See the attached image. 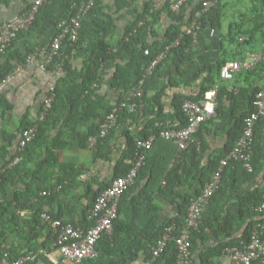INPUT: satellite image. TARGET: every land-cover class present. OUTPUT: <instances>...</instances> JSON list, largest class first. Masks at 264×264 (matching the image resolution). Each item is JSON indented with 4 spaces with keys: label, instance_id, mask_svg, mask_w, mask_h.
<instances>
[{
    "label": "trees",
    "instance_id": "16d2710c",
    "mask_svg": "<svg viewBox=\"0 0 264 264\" xmlns=\"http://www.w3.org/2000/svg\"><path fill=\"white\" fill-rule=\"evenodd\" d=\"M0 1L6 2V0ZM82 1L53 0L51 4L40 8L32 28L40 21L43 10L48 14L62 5L64 10L61 18H63L68 15L69 8L73 3L80 5ZM134 1L112 0L111 4H105L104 0H97L89 13L83 17L79 39L76 42L66 40L63 43L59 51L60 54L55 57L49 66L50 69H61L63 71L55 86L56 98L52 108L45 118L26 125L22 129L23 134V131L32 125L36 124L38 126L35 139L28 144L24 151L20 152L18 148L17 154L3 167V171L0 170V188L7 182L13 181L19 168L28 163L29 154L32 155V148L36 146L39 148L45 147L47 151L49 150L50 155L46 161L47 163H53V165H58L66 170V175L60 181L61 184H64L63 180L67 177L72 180L71 183L76 179L81 173V169L75 165H62L59 161V150L63 149L67 143L61 140L51 142L49 141V135L53 128L64 121L63 125L76 133V139L80 147L87 148L89 146L90 136L98 134L101 122L114 105L100 104L99 109L95 110L92 108L91 101V99H102L98 96V85H102V78L111 68L116 70L109 80V86L110 88L122 90L120 97L123 98L126 92L143 78L153 59L180 38L179 44L175 45L164 61L156 66L152 75L160 71L173 54L179 58L177 64L179 75L175 80L180 79V76L189 77V80H186L187 82L197 80L202 71L196 76L192 75L191 77L190 75L193 72L192 68L195 64L198 49L204 43L205 33L211 29L223 30L221 34L223 54L220 55L214 65V71L205 78L200 91L196 95H177L175 99L178 115H180V124L175 128H180L187 123L183 103L186 100H203L205 92L211 89L216 81L220 80V71L226 62L231 60L244 61L247 55L251 53L260 54L261 58L254 67L243 68L237 72L233 80H221L217 95V114L209 121L211 124L216 120H227L234 123L229 136V144L223 153L214 157L208 165L203 166L201 164V158L205 150L201 134L205 122L196 135L197 140L201 141L200 150L197 149L196 144H193L187 150L181 152L172 141L158 137L156 141L161 138L174 146V154L166 161L167 164L164 161L161 164H156L154 161L152 162L150 154L153 152L154 147L147 153L146 162L139 171L136 183L125 191L120 199L118 217L114 222V232L110 235H102L96 244L97 256L87 259L85 264H132L139 259L144 251L147 249L152 250V247L157 245L169 223L176 220L179 226L183 225L191 200L200 194L206 182L216 171L220 159L232 148L234 142L242 134L244 119L254 109L255 94L260 88L264 87V84H259V81L264 79V0H250L251 4L247 7V10L234 14V20H230L231 22L226 27L224 22L227 17L232 15L225 12L229 7V2L227 0H216V3L210 6L202 16V26L198 30V44H195L194 35L188 33V26L194 14L198 10H202L204 2L208 0H189L179 11L172 9V5L176 0H144V6L138 13L130 10ZM155 1H161L162 5L156 6ZM122 10H125L126 14L131 13L135 16L133 15L134 19L126 25L121 38L115 39L118 35V22L125 15V13H121ZM163 15L168 16L173 23L166 30L163 39H160L161 34L157 30V26L160 24ZM140 22L144 23L140 24ZM22 32L18 34L17 39ZM47 48L50 49V47ZM31 52L32 50H29L27 56ZM185 65L187 69L184 68ZM13 67L11 61L2 67L0 83ZM151 77L145 83V93L141 101L144 104L143 112H125L121 116L122 121L127 118L131 122L142 119V121L148 120L150 124H147L145 130L139 135L127 130L129 136L128 151L119 168H117L115 177L125 175L130 170L136 152L135 139L138 136L144 137L151 133L158 134L164 128H171L169 125H158L160 119L156 114H159L162 110L161 94L148 95V83ZM229 85H233L237 91L229 90ZM104 108H107L106 113H102ZM78 109L84 111V113L81 112L79 118H77ZM89 109L92 111L91 114L88 112ZM67 113H69L68 116H66ZM138 114L141 117L137 116ZM152 115L154 119L149 120ZM97 116H101L100 122L98 126H93L90 132L81 133L77 130L80 124L92 117L97 118ZM108 136L93 149L98 147L101 149ZM178 152L181 153V157L175 161ZM17 155H22V160L17 165L7 168ZM253 165V172L247 171L238 162H231L227 166L223 173L220 189L211 198L208 207L205 209L200 228L193 231L192 250L198 245L199 240L205 241L208 232L213 231V234L217 237L224 235L225 240L220 243L219 248L214 249V254L208 256H220L219 254L227 246L249 242L254 226L264 222V209L262 211L257 210L264 203V191L260 190L251 192L241 200L242 205L237 214L231 216L222 214L223 198L228 194V185H236V182L240 179H243V181L253 180L264 169V116L258 120L256 125ZM230 169L233 170L231 175H229ZM39 171H41V164L35 170H32V175L38 174ZM228 175L230 178H228ZM197 181L200 184L197 185ZM187 185L191 187L196 185L195 193H185L183 187ZM50 194H53V192ZM16 202H19L18 198L12 204H4L0 210L2 226L7 222H17L18 216L14 208L17 209L20 203ZM164 205H176L175 215H178H174L168 221H163L161 211ZM49 214L52 218L63 221L60 214L54 212ZM38 215L36 213L35 221L39 218ZM85 221L86 223L82 224L84 228L94 224L93 221L87 219V216ZM244 225H246V228L243 236L240 238L235 237L236 232ZM50 236L53 242V229ZM5 252H9L13 259L22 256L14 255L12 250L7 251L0 246V259ZM177 259L178 247L175 239H171L162 253L156 259L152 258L151 264H177Z\"/></svg>",
    "mask_w": 264,
    "mask_h": 264
},
{
    "label": "crops",
    "instance_id": "0c3cea01",
    "mask_svg": "<svg viewBox=\"0 0 264 264\" xmlns=\"http://www.w3.org/2000/svg\"><path fill=\"white\" fill-rule=\"evenodd\" d=\"M111 1L104 0V3L111 4ZM33 2L34 0L0 1V23L22 13ZM144 2V0H135L130 10L138 13L143 8ZM155 5L160 6L162 2L155 1ZM63 10L64 6L62 5L48 14L43 10L38 24L28 31H23L10 50L0 56V73L2 67L10 61L14 65L11 72L0 83V154H2L0 170L2 171L8 161L17 154L22 129L40 119L45 99L49 95V87H55L63 73L61 69L48 68L44 70L35 62L27 59L29 50H32L31 53H41L43 49L50 47ZM121 13H125V15L118 22V35L115 39L121 38L126 25L135 16L131 13L126 14L125 10H122ZM229 22L231 21L227 18L224 22L225 27ZM172 23L168 16L163 15L157 26V30L161 34L160 39H163L162 37ZM222 32L223 30L211 29L205 33L204 43L198 49L192 68L193 72L190 75L191 77L192 75L196 76L202 71L197 80L187 82L189 77L186 76H180V79L175 80L179 75L177 65L179 58L173 54L160 71L151 75L152 77L150 76L148 95L161 94L162 110L156 114L160 119L158 125L179 126L180 115H178L175 99L177 95H196L200 91L201 84L214 71V65L223 54ZM250 55L248 54L246 59H249ZM184 68L187 69L186 65ZM115 70V68L109 69L102 78V85H98V96L102 99H91L93 109H99L100 104L113 105L122 99L120 97L122 90L109 86V80ZM263 82L264 79H261L259 84L262 85ZM106 110L107 108H104L102 113H106ZM81 112L84 113L82 109H78L77 118ZM88 112L92 113L90 109ZM68 115L69 113L66 116ZM137 116L141 117L140 114ZM100 118L101 116L90 118L80 124L77 130L81 133L90 132L93 126H98ZM150 119H154V116H150ZM63 122L51 130L49 141L61 140L67 143L63 149L59 150V161L62 165H75L81 169V173L76 179L71 183L72 180L67 177L63 180L64 184H61L60 181L66 175V170L58 165H53V163H47L50 155L49 150L36 146L32 148V155L29 154L28 163L19 168L13 181L7 182L0 188V210L4 204H12L16 198L19 200L16 203H20L17 209L14 208L18 216L16 223L7 222L2 226L0 217V246L7 251L12 250L14 255H24L30 251L38 252L37 260L33 264H73L53 247L50 236L52 227L49 222L43 219L42 214L44 212L58 213L63 221L83 228L82 224L86 223L85 217L88 215L97 193L111 183L128 151L129 136L127 132L133 131L139 135L145 130V126L150 124L148 120L142 121V119L133 122L128 118L124 121L121 120L120 126L109 134L101 149L99 147L93 149L89 146L81 148L76 139V133L67 129ZM233 125V122L227 120H216L212 124L207 120L203 124L201 134V139L205 144L204 154L201 158L203 166L208 165L214 157L223 153L229 144ZM153 147V152L150 154L152 162L154 161L156 164H161L163 161L166 163L175 152L174 146L161 138L155 141ZM40 164L41 171L32 175V170H35ZM231 174H233L232 169L229 171V175ZM229 175L228 178H230ZM198 182L197 185L200 184ZM195 187L196 185L194 187L187 185L183 187V190L185 193L193 194L196 191ZM227 190L228 194L223 198L222 214L231 216L238 213L242 205L241 200L248 194L257 190L264 191V169L253 180L243 181L240 179L236 185L229 184ZM44 191H53V194L43 195ZM175 209L176 205H164L161 211L163 221L172 218L175 215ZM36 213L39 214V218L35 221ZM246 225L236 232L235 237L243 236ZM224 240V235L217 237L213 231H209L205 241L199 240L193 250V264H243L234 260L221 263L219 256H208L214 254V249L219 248L220 243ZM151 251L150 249L144 251L139 259L132 264H151L153 258ZM253 264H264V259L255 261Z\"/></svg>",
    "mask_w": 264,
    "mask_h": 264
},
{
    "label": "built area",
    "instance_id": "2783aa9c",
    "mask_svg": "<svg viewBox=\"0 0 264 264\" xmlns=\"http://www.w3.org/2000/svg\"><path fill=\"white\" fill-rule=\"evenodd\" d=\"M52 1L34 0L30 7L22 13L0 23V56L8 51L21 31H28L32 28L40 8L51 4ZM96 1L83 0L80 5L73 3L69 8L68 15L58 21L57 35L53 39L50 49L45 48L41 53H30L27 59L35 62L44 70L48 69L55 57L60 54L59 51L66 40L76 42L79 39L83 17L89 13ZM188 1L176 0L172 5V9L179 11ZM215 3L216 0L205 1L203 9L198 10L189 23L188 33L194 35L195 44L199 43L197 37L198 30L202 26V16ZM142 23L140 22V24ZM179 42L180 38L157 55L139 83L131 87L124 97L113 105L110 112L101 122L98 134L90 136L88 143L90 148H96L104 138L120 126L123 113L143 112L144 104L141 101L145 93L146 80L153 74L156 66L164 61L170 50L179 44ZM260 58V54L251 53L250 58L244 61L231 60L226 62L221 68L220 80L216 81L213 87L205 92L203 100H186L183 103V110L187 118L185 126L180 128H164L158 134L151 133L148 136L137 137L135 139V157L130 170L125 175L114 177L109 186L96 196L92 207L89 209L87 217L90 221L94 222L93 225L86 228L77 227L73 224L65 223L60 219H54L48 212H44L42 214L43 219L49 222L53 229V247L57 248L73 264H85L87 259L97 256L96 244L98 240L102 235H110L114 232V222L118 217L120 199L125 191L136 183L139 171L146 162L147 153L153 148L156 139L162 137L163 139L172 141L181 152L187 150L193 144H196L197 149L200 150L201 141L197 140L196 135L199 133L202 124L214 118L217 114V95L221 86V80H233L237 72L243 68L254 67ZM228 89L237 91L233 85H229ZM55 97V87H49V95L45 99L40 119L45 118L51 110ZM253 105L254 109L244 119L242 134L234 142L232 148L220 159L216 171L206 182L200 194L191 200L184 224L179 226L176 220L169 223L157 245L152 247L153 259H156L162 253L169 240L175 239L178 247L177 264H193V231L200 228L205 209L208 207L211 198L221 187L225 169L231 162H238L247 171H254L253 156L256 125L258 120L264 116V87L256 92ZM37 132L38 126L36 124L23 131L18 144L20 152L24 151L28 144L35 139ZM179 157H181V153L178 152L175 161ZM21 160L22 155H17L7 168L17 165ZM51 192L53 191H44L42 194L48 195ZM263 209L264 203L257 208L259 211ZM38 254L36 251H30L13 259L9 252H5L0 259V264H33L37 260ZM263 259L264 222L254 226L249 242H242L241 245L227 246L219 256L221 263L234 260L243 264H253L255 261Z\"/></svg>",
    "mask_w": 264,
    "mask_h": 264
},
{
    "label": "rangeland",
    "instance_id": "374dc122",
    "mask_svg": "<svg viewBox=\"0 0 264 264\" xmlns=\"http://www.w3.org/2000/svg\"><path fill=\"white\" fill-rule=\"evenodd\" d=\"M229 2V7L225 12L232 14L230 17H227L229 20H234L233 15L236 13L244 12L247 10V7L251 4L250 0H227ZM264 84V82L262 83Z\"/></svg>",
    "mask_w": 264,
    "mask_h": 264
}]
</instances>
